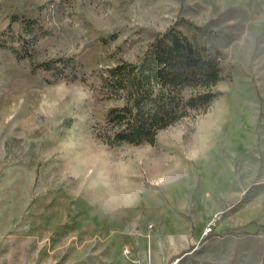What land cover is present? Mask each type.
I'll return each mask as SVG.
<instances>
[{"label": "rangeland", "instance_id": "rangeland-1", "mask_svg": "<svg viewBox=\"0 0 264 264\" xmlns=\"http://www.w3.org/2000/svg\"><path fill=\"white\" fill-rule=\"evenodd\" d=\"M12 15L50 34L23 61L0 46V264H264V0H0V33ZM183 19L221 53L219 95L154 144H106L116 102L91 84ZM59 57L86 80L34 71Z\"/></svg>", "mask_w": 264, "mask_h": 264}, {"label": "trees", "instance_id": "trees-1", "mask_svg": "<svg viewBox=\"0 0 264 264\" xmlns=\"http://www.w3.org/2000/svg\"><path fill=\"white\" fill-rule=\"evenodd\" d=\"M19 20L17 15L11 16L8 27L0 33V46L23 61L50 30L39 20L23 18L22 31L16 34L13 24ZM181 24L192 22L183 19L158 32L138 61L122 60L91 84L97 99L116 102L96 128L98 138L106 144H154L162 129L192 116L194 111H206L219 95L215 88L225 77L221 53L187 36L178 28ZM38 68L57 77L86 80L82 63L74 57L33 66L34 71Z\"/></svg>", "mask_w": 264, "mask_h": 264}, {"label": "built area", "instance_id": "built-area-1", "mask_svg": "<svg viewBox=\"0 0 264 264\" xmlns=\"http://www.w3.org/2000/svg\"><path fill=\"white\" fill-rule=\"evenodd\" d=\"M212 231V227H209L208 232ZM126 252H129L128 250H126Z\"/></svg>", "mask_w": 264, "mask_h": 264}]
</instances>
